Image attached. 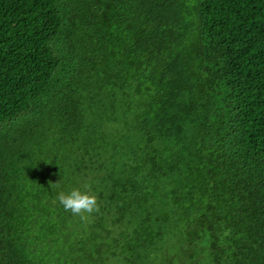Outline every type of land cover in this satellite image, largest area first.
<instances>
[{
  "label": "trees",
  "instance_id": "obj_1",
  "mask_svg": "<svg viewBox=\"0 0 264 264\" xmlns=\"http://www.w3.org/2000/svg\"><path fill=\"white\" fill-rule=\"evenodd\" d=\"M0 264H264V0H0Z\"/></svg>",
  "mask_w": 264,
  "mask_h": 264
}]
</instances>
